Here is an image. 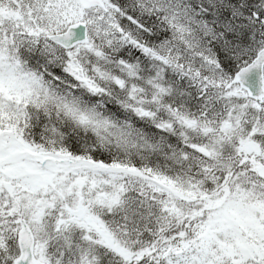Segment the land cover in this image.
I'll return each instance as SVG.
<instances>
[{
    "label": "snow or ice",
    "instance_id": "snow-or-ice-1",
    "mask_svg": "<svg viewBox=\"0 0 264 264\" xmlns=\"http://www.w3.org/2000/svg\"><path fill=\"white\" fill-rule=\"evenodd\" d=\"M0 264H264V0H0Z\"/></svg>",
    "mask_w": 264,
    "mask_h": 264
}]
</instances>
